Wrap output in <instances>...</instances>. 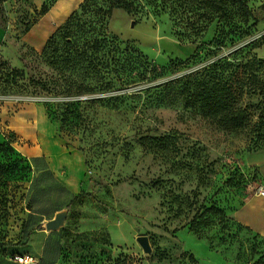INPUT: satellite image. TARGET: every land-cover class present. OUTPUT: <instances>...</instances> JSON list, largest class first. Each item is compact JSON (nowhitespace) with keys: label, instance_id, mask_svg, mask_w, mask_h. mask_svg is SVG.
I'll return each instance as SVG.
<instances>
[{"label":"rangeland","instance_id":"1","mask_svg":"<svg viewBox=\"0 0 264 264\" xmlns=\"http://www.w3.org/2000/svg\"><path fill=\"white\" fill-rule=\"evenodd\" d=\"M160 1L128 13L111 0H47L51 25L64 27L33 48L24 35L48 11L0 0V101L43 105L84 158L69 193V175L57 182L42 158L31 164L0 124V264L22 254L39 264H264V239L235 218L260 183L251 154L264 149V0H247L251 27L228 1V17L212 21L201 0ZM218 79L233 86L245 127L192 102ZM50 206L67 212L56 230L46 223L57 213H34Z\"/></svg>","mask_w":264,"mask_h":264},{"label":"crops","instance_id":"2","mask_svg":"<svg viewBox=\"0 0 264 264\" xmlns=\"http://www.w3.org/2000/svg\"><path fill=\"white\" fill-rule=\"evenodd\" d=\"M41 9L47 0H33ZM48 17L44 23L38 18L37 22L24 35V42L33 48H43L50 37L56 32ZM6 31L0 29V39L7 38ZM0 124L4 125L13 137L18 139L14 143L34 163L42 158L46 164L45 171H50L52 179L61 182L60 178L66 175V184L69 193H77L83 178L84 158L75 150H68L64 141L59 137L58 122L50 119L43 105H26L20 109H11L0 101ZM3 128V129H5ZM251 164L260 178L258 189L250 195L235 211L236 220L248 227L252 232L264 238V196L260 189H264V149L251 154ZM76 172V175L73 173ZM78 195V194H77ZM55 208V209H53ZM60 211L58 207H47V210L36 209V215L48 217Z\"/></svg>","mask_w":264,"mask_h":264},{"label":"trees","instance_id":"3","mask_svg":"<svg viewBox=\"0 0 264 264\" xmlns=\"http://www.w3.org/2000/svg\"><path fill=\"white\" fill-rule=\"evenodd\" d=\"M3 1V0H2ZM113 5L112 7L121 8L126 10L128 13H137L139 11H142L144 9V5L139 2V0H111ZM225 1L230 2V4L235 5L239 11L242 14V17L244 18L245 25L249 24L250 19L252 20V24L250 23L248 27H251L255 25L256 20H254L252 10L250 9L247 0H201V4L203 7L209 8V11L211 13L215 12V14H210L207 10L204 11L202 14H200V18H203L205 20L212 21L215 18L221 20L228 17V11L225 9L223 3ZM173 2V0H161L160 3L163 4V8L167 5V3ZM41 10H44V13H42L40 16L45 14L48 11V8H46L45 4L41 7ZM78 12V11H77ZM75 15V13L73 14ZM72 15V16H73ZM39 16V17H40ZM71 16V18H72ZM70 18V19H71ZM70 19L67 21L65 26L69 23ZM209 24V23H208ZM208 24L205 26H198L202 27V29H205ZM64 27V26H63ZM63 27L58 29L47 41L51 42L53 36L61 30ZM200 30V29H199ZM249 34V32H247ZM108 41L109 39L102 38L101 40H98L95 42V45L102 46L104 42ZM46 43V44H47ZM69 43V42H68ZM72 46L74 47V50L78 49L76 46V43H73ZM72 54H68V58L71 61H74L75 58L71 57ZM195 54L187 58L186 61L191 60ZM263 61V60H262ZM2 68V65L0 64V69ZM215 68V67H213ZM150 69V66L148 67V70ZM211 69V68H210ZM245 69L252 75L254 70L252 69L251 64L245 66ZM19 72L16 70H12L11 72H8L7 76L12 77L13 81L15 80V76L18 75ZM237 97L234 91V88L231 84L225 82L222 83L219 79L214 84L208 82H201L200 84V90L197 93H194L192 96V102L193 103H199L203 108L207 110V112L215 117H219L220 121L231 128L239 129L243 128L247 125L249 115L247 114L246 110L238 107L236 105ZM264 120V114L261 117V121ZM65 119H62V125H64ZM3 137L5 135H2ZM5 141H8L10 145L13 146L14 142H11L10 139H6ZM5 145V142L2 143V146ZM5 167V166H2ZM80 195L78 194L77 197ZM214 208V207H213ZM212 208V209H213ZM259 236L258 234H255ZM262 238V237H260ZM264 239V238H262ZM26 255V254H22ZM264 257V255H263ZM259 260L255 262L257 264Z\"/></svg>","mask_w":264,"mask_h":264},{"label":"water","instance_id":"4","mask_svg":"<svg viewBox=\"0 0 264 264\" xmlns=\"http://www.w3.org/2000/svg\"><path fill=\"white\" fill-rule=\"evenodd\" d=\"M66 216H67L66 211L57 213L56 218L54 220H50L46 223L47 229L48 230L59 229L64 224ZM138 241L142 245L145 252L150 253L152 251V247L150 245L148 236H140L138 238Z\"/></svg>","mask_w":264,"mask_h":264},{"label":"built area","instance_id":"5","mask_svg":"<svg viewBox=\"0 0 264 264\" xmlns=\"http://www.w3.org/2000/svg\"><path fill=\"white\" fill-rule=\"evenodd\" d=\"M260 192L264 196V189H260ZM15 261L20 263V264H39L38 258H36L30 254L16 255Z\"/></svg>","mask_w":264,"mask_h":264}]
</instances>
